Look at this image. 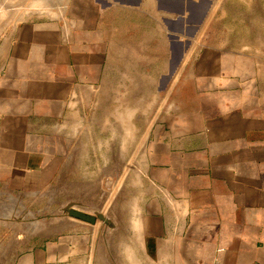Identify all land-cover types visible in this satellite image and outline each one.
I'll return each instance as SVG.
<instances>
[{"label":"crops","instance_id":"crops-1","mask_svg":"<svg viewBox=\"0 0 264 264\" xmlns=\"http://www.w3.org/2000/svg\"><path fill=\"white\" fill-rule=\"evenodd\" d=\"M208 1L0 0V264H264V45Z\"/></svg>","mask_w":264,"mask_h":264},{"label":"rangeland","instance_id":"rangeland-1","mask_svg":"<svg viewBox=\"0 0 264 264\" xmlns=\"http://www.w3.org/2000/svg\"><path fill=\"white\" fill-rule=\"evenodd\" d=\"M211 2L212 0L208 1L204 17L199 19L196 27H203L211 23V27L232 29L231 34L229 33L227 38L231 39L234 44L247 41L264 45V0H215L213 4ZM209 9L210 13L207 15ZM211 14L215 16L216 20L209 18ZM222 14L224 15L223 19H218ZM222 38L224 37L222 36ZM261 52L264 57V49ZM44 192L46 193V189ZM45 193L39 196L24 195L22 197L25 209L21 213L23 215L21 218L23 219L26 232L30 230L32 233L48 236L53 233V229L56 227L53 222L49 223L50 219L59 215L60 218H63V215H66L65 211L51 210L53 206L49 205L50 202ZM124 198L127 200L126 197H121L120 199L123 200ZM58 200L64 203L62 198H58ZM112 200L113 197L108 195L103 197V203L98 202L97 204L95 200L90 203L93 204L92 208L94 211H100L105 216L110 217ZM29 205L35 208L36 211L27 210ZM98 225L103 227L104 234H106V231H110V228L100 220Z\"/></svg>","mask_w":264,"mask_h":264},{"label":"water","instance_id":"water-1","mask_svg":"<svg viewBox=\"0 0 264 264\" xmlns=\"http://www.w3.org/2000/svg\"><path fill=\"white\" fill-rule=\"evenodd\" d=\"M65 213L71 217H74V218H77V219H80V220H83L89 223H94L96 220H100L106 223L107 225L111 226L110 219L98 211L94 213H88L80 209L74 208L73 206L71 207V205H67L65 206Z\"/></svg>","mask_w":264,"mask_h":264}]
</instances>
